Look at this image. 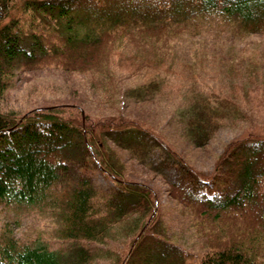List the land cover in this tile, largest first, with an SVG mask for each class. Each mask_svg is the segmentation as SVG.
Here are the masks:
<instances>
[{
  "label": "trees",
  "instance_id": "16d2710c",
  "mask_svg": "<svg viewBox=\"0 0 264 264\" xmlns=\"http://www.w3.org/2000/svg\"><path fill=\"white\" fill-rule=\"evenodd\" d=\"M261 46L264 0H0V99L15 75L39 69L78 74L85 86L116 95L122 76L151 71L166 84L186 72V139L202 147L224 119L256 116L246 94L264 90ZM118 54L129 66L119 77ZM166 61L173 75L160 76ZM218 73L233 84L217 81L216 89ZM206 75L210 88L200 84ZM159 83L132 89L137 101L150 102L143 94ZM81 107L87 115L65 114L59 104L0 108V210L48 214L54 236L70 243L63 250L0 226V264H88L90 244L116 232L128 237L119 234L126 240L117 264H264V124L229 142L205 175L145 122L92 119ZM146 133L175 159L173 180L142 162ZM134 159L138 177L128 166ZM93 169L113 182L111 191L97 186ZM148 173L165 186L166 206ZM172 205L200 240L195 251L169 234L163 211Z\"/></svg>",
  "mask_w": 264,
  "mask_h": 264
},
{
  "label": "rangeland",
  "instance_id": "374dc122",
  "mask_svg": "<svg viewBox=\"0 0 264 264\" xmlns=\"http://www.w3.org/2000/svg\"><path fill=\"white\" fill-rule=\"evenodd\" d=\"M259 51L264 52L261 46ZM126 54H118L113 57L112 68L116 69V73L121 76L123 72H128L129 66L125 59ZM166 61L163 65V73L160 76L173 75L172 68ZM134 63H130L132 68ZM126 72V73H127ZM151 71H143L141 74L132 76H122L121 83L113 86L111 91L117 90L118 95L106 89L93 88L91 85L85 86L83 78L78 74L62 73L58 69H39L31 72L18 73L15 75L5 91L3 99H0V108L5 111H13L14 113H23L26 110L40 106L43 104H59L65 106L63 112L65 114L76 115L78 110L87 115L84 110L86 107L90 112V118L103 119L111 116H128L145 122L154 132H160L165 139L171 143L188 162L199 172L207 175L212 170V165L222 149L234 138L245 133V130L251 129L261 131L259 127L264 124V90L262 93L248 92V106L255 104L253 112L256 116H252V120L248 117L226 118L214 133L208 142L202 147H195L186 139L185 132L188 130L185 123L188 120L187 105H184L191 94V85L185 82L184 74L179 75V80L174 79L170 83L162 79H150L155 76ZM217 80L212 81L217 89V81L220 85L233 84L228 78L218 73ZM115 77V81L118 79ZM151 80H159L157 87H153L152 91L146 92L145 96L150 97V102H139L137 96L132 91L137 86L146 85ZM92 84V83H90ZM199 84V83H198ZM203 88H210L212 83L209 81L208 75L204 76L200 83ZM235 84V83H234ZM197 87V86H196ZM235 89L234 85H231ZM184 103V104H182ZM111 106V107H110ZM85 111V112H84ZM254 114V115H255ZM258 119V121L256 120ZM264 128V125H262ZM143 158L142 162H146L155 166L157 170L163 173L168 179L173 180L177 173L175 159L168 154L163 148L154 145L151 141L149 133L141 135ZM124 157H128L125 154ZM139 161H128V166L133 168L132 176L138 177V171L141 166ZM143 163V164H144ZM145 163V164H146ZM147 164V165H148ZM146 178L154 188L159 192L164 206L165 186L159 179L150 177ZM91 177L97 186L102 190L109 192L115 186L113 182L102 175L99 171L93 169ZM211 196L213 194H210ZM17 215L18 217H16ZM164 219L168 222L169 234H173V240L187 247L191 251H195V241L189 233V225L185 216L177 209L175 205L165 207L163 211ZM249 225L251 221L245 220ZM0 226L11 227L15 236L21 239L45 240L51 247H60L63 250L69 246V241H61L54 236L56 235L55 222L48 214H26L24 212H15L11 210H0ZM126 235L124 232H116L115 236H111L105 243L97 242L92 245L91 251L94 253V259L88 264H117L116 253L122 248L126 239L119 234ZM191 241V242H190ZM200 243V240L198 241ZM198 245V244H197ZM68 259L65 264H68Z\"/></svg>",
  "mask_w": 264,
  "mask_h": 264
}]
</instances>
